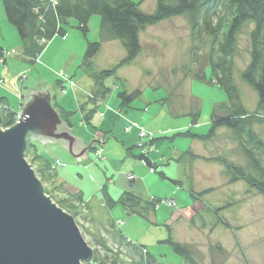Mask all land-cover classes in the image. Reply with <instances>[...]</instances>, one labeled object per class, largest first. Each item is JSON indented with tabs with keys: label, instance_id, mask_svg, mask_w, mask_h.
Instances as JSON below:
<instances>
[{
	"label": "rangeland",
	"instance_id": "obj_1",
	"mask_svg": "<svg viewBox=\"0 0 264 264\" xmlns=\"http://www.w3.org/2000/svg\"><path fill=\"white\" fill-rule=\"evenodd\" d=\"M131 1L136 3L142 0ZM155 6L156 0H143L140 9L143 13L150 14L154 11ZM0 8L4 14L1 3ZM3 16L6 18L5 14ZM92 18H97L100 22L98 16ZM91 21L94 25V19H91ZM70 22L75 21L71 20ZM69 26L71 27V24ZM70 27L66 28L67 35L65 37H57L56 41L52 40V49L47 53L45 59H41V54L46 48L40 55L35 56L31 60V65L28 66L26 71L17 73L12 77L10 83L11 89H13L12 93L18 102V108L20 106L22 109L24 103L22 101L25 100L23 84L29 79L30 70L34 68L31 75L37 78L44 73L45 77L55 80L52 83V94L58 99L65 98V101L68 102L66 103L68 107H73L69 99L70 94H73V96L75 93L81 94L84 103L80 104V102H76L78 104V112L75 113L78 119L80 115L81 125L86 126L88 123H86L84 117L91 109L99 105L101 98L96 95L94 84L84 74L81 65L88 43H94L99 40V23L96 24V30L90 28V24L88 23L89 31L86 37ZM252 28V22H245L238 31L236 35L235 56L233 58V80L239 90L242 104L249 111L254 110L257 96L241 80L240 73L249 62V33ZM147 30L150 31L140 34V43L143 45L142 40L144 39L143 46L145 51L142 49L141 53L130 65L120 67L113 76L103 79V87L109 89L108 93L123 89L128 93H131L133 90L141 91L142 94L139 99L132 103L134 106H143L147 102L152 103V99H163L166 95L172 93V97L168 102L158 101L150 104L151 109L160 108L163 110V118L152 121L150 123L151 127L159 126L162 121L168 123L167 127L184 124L183 119L189 121L188 117H179L173 121L165 120L167 116L165 113L169 110L180 113L181 115L186 113L187 94L190 97L188 102L190 111L199 112L200 114L197 125L199 121L200 123L208 121L210 119L213 102L220 103L226 101V97L219 87L210 83L211 71L209 68L205 71L206 82L204 83L195 82L184 75L185 72L182 68L183 65H189L190 63V48L192 45L187 18L178 17L167 22L164 21L156 26L147 28ZM68 34L70 35L66 38ZM147 34L149 35L146 36ZM4 35L6 36L7 32H4ZM50 42L44 41L43 44L47 47ZM202 42V44L201 42H196V46L198 47L196 58L200 63V67L203 68L206 67L205 56L208 44L205 38ZM124 57L125 51L119 42H104L101 45L99 53L93 59V67L97 73L110 70ZM20 58L24 61L22 55ZM1 63L3 64L4 60H0V69L2 66ZM42 65L48 67V70L46 69L45 71V69L40 68ZM61 77L69 80L64 83ZM4 78L7 80L6 76ZM4 78L0 77L3 84L6 82ZM75 78H81L83 81L81 85H84L86 89L79 86ZM69 83L73 85L71 86ZM68 89H71V91L67 93L66 91ZM61 90L64 91L62 92ZM53 102L55 103V99L51 98L50 106L52 108ZM86 105L87 107L85 108ZM105 106L106 103H104ZM56 107H58L57 104ZM53 110L56 112L54 108ZM70 113L73 114L74 111H70ZM160 113L162 112L158 114ZM77 121L76 117L73 118L75 128L78 125ZM189 122L191 123V120ZM15 124L13 122L11 127ZM131 127L136 128L137 138L144 142L138 146L140 152L139 157L143 158L139 160L140 164L147 169L149 174H153L160 183L158 186L155 185L152 187V192H154L157 198L154 200L156 202L160 201L155 204L153 210L143 211V217L145 219L137 215L127 214L120 205L110 209L102 206L104 204L102 195L96 191L95 184L91 182L93 179L92 176H89L88 167L86 169L84 168L88 164L91 167L93 164L91 161L93 159V162L95 161L97 164L94 163L96 167H92L91 171L98 170V174H102L103 171L106 182H108V177H113L103 167V162L105 161L103 155L100 158L96 155L99 143L93 141L91 148L87 150V159L78 163L81 168L77 167L76 162L74 163L75 165H67L59 156L54 158L58 159L57 162L54 159L51 160V162L55 161L56 163H60L58 174L64 177L67 186H71L75 190H82L84 199L90 200L89 202H84L85 206L82 204V206L74 210V217L70 215L75 220V224L82 238L93 252L92 260L88 264H97L94 261L95 254L99 258L106 256L102 248L99 247L102 241H105L113 251L118 249V245L112 242L116 238L111 233L116 234L117 232L111 229L109 226L111 223L114 224V227L119 230L122 236L123 234L126 235L127 238L123 236L122 239L128 242V238H130L131 242L146 247L148 255L161 264H183V259L173 252L170 245L164 243L169 235L174 242L187 247L192 255L193 264H264V197L256 192H248L247 185L242 181L231 185L227 184V172L225 169L222 170V165L219 166L217 164L196 163L200 172L192 176L190 179L191 183L185 184L186 180L183 179V182L180 181L174 185L172 183L173 180H170L168 176L165 179H161L158 173L155 174V170H152L154 165L153 168H148L145 165L146 161H150L148 157L151 153L148 139L146 138L147 136H141L140 132L142 129L139 127L138 129L137 126H132V124L127 127L129 129L125 127L124 132L128 133ZM10 128L0 126L1 131ZM67 128L69 129V127ZM224 130L229 131L225 128ZM87 131L93 132L94 130L90 127ZM254 131L260 139L264 140V125H256ZM83 139L84 141L88 140L84 136ZM95 139L97 141L100 140V138ZM226 142L229 141L226 140ZM220 144L222 149H226L224 143L221 142ZM108 146H111V143L104 146L105 150H107ZM38 148L42 147L38 146ZM226 152L223 150L224 156H227ZM209 153L213 155L212 153L216 152ZM24 159H26L37 178L40 176L41 169L46 170L35 148H29L26 156L24 153ZM199 160H202V158L199 157ZM233 160L235 161L234 163L238 164L240 161L239 155L234 156ZM136 162L139 164L138 161ZM169 164L174 163L169 161ZM172 168H174L173 165H171L170 169L172 170ZM50 169H53V167L50 166ZM184 169V167L181 169L183 175L185 174ZM166 170L168 171V169ZM77 173L81 176L77 177ZM127 176L126 174L125 179L129 182ZM42 185L48 194L46 196L50 195V199L57 205L61 199L59 194L53 190L55 185H51L49 182H44ZM194 188L198 191L196 193L197 196L191 197L190 190ZM209 189L212 190L211 193L204 196L199 195ZM173 190H177L178 197L186 198L188 202L184 204L181 202V199L175 202L173 195L169 196L173 199L166 198L165 195ZM220 208H223V210L217 213L216 210ZM113 209L122 212L123 220L111 221L112 216L110 211ZM218 216L224 220L226 225L218 221ZM120 251L121 259L123 261L126 260V250L120 248ZM141 252L144 258L148 256L146 255L147 252Z\"/></svg>",
	"mask_w": 264,
	"mask_h": 264
},
{
	"label": "trees",
	"instance_id": "obj_2",
	"mask_svg": "<svg viewBox=\"0 0 264 264\" xmlns=\"http://www.w3.org/2000/svg\"><path fill=\"white\" fill-rule=\"evenodd\" d=\"M142 2L143 0L136 3L131 0H57V4L53 7L49 1L0 0L8 24L17 33L22 57L28 66L31 65V60L40 55L46 47L41 43V40L48 42L55 37H65L66 28L69 27L71 20L75 21L74 29L86 37L90 18L92 16L100 18L99 40L88 43L81 68L94 84L95 93L100 96V101L103 104L106 103L105 97L109 94V89L103 87L102 80L113 76L120 67L130 65L141 53L140 34L147 28L164 21L178 17L187 18L192 45L190 63L183 65L182 68L185 72L184 75L195 82L204 83L206 82L205 71L209 68L211 71L210 83L220 88L226 101L213 106L210 125L204 135L192 134L187 130L155 138L156 135L150 133L148 145L156 140L171 141L175 138L209 141L215 137L218 129L225 128L233 134L246 160V165L242 167L222 157L203 160L222 165L228 175L227 184L231 185L242 181L247 185L248 192H256L264 197V142L254 131L256 125H264V0H156L155 9L150 14L141 11ZM245 22H252L253 28L249 33V62L240 73V78L257 96L252 112H248L242 104L239 90L233 80L236 35ZM204 38L207 40L208 46L205 56L206 67L202 68L196 58L198 51L196 42L202 44ZM110 41L119 42L125 51V57L112 69L97 73L93 67V59L99 53L102 43ZM2 56L3 49L0 47V59ZM141 94L139 90L128 93L123 89L116 93L115 98L121 108H128L135 100L139 99ZM95 103L97 102L95 101ZM97 107H103V105H97L89 111L85 116L86 123L89 124ZM53 108L62 122L69 126V121L74 113L59 109L54 102ZM0 109L1 126L10 128L18 109L12 111L3 98H0ZM199 117V112L190 113L191 125H197ZM104 141V138L98 140V143L101 142L99 145L103 152ZM29 148L35 147L28 145L25 156ZM185 156L189 157L192 162L199 159L189 152L183 153L182 157ZM39 157L46 169L40 170L39 181L41 184L44 182L54 184L56 174L54 170L50 169L51 158ZM138 159L142 160L143 158L138 157ZM34 161L36 162V160ZM145 164L148 168H153V165L148 161ZM152 170L154 171L155 168ZM158 175L165 178L162 173H158ZM53 190L59 194L61 199L57 203L58 207L74 217V210L84 204L82 196L80 194L71 195L65 192L62 187H54ZM211 192L212 190L209 189L199 195L204 196ZM46 195H48L47 192ZM190 196L195 197L197 194L190 190ZM49 197L51 196L49 195ZM159 201L157 202L159 203ZM104 202V206L107 208L113 205L112 201L104 200ZM157 202L154 199L143 201L132 192L127 191L122 194L118 204L127 214L144 218L143 211L153 210ZM221 210L223 208L216 211L219 213ZM217 218L220 223L226 225L220 216ZM109 226L117 232L111 234L116 238L112 242L118 245V249L113 251L105 241H102L99 247L102 248L106 256L99 258L95 254L94 261L97 264H161L148 255L147 250L146 255L148 256L144 258L141 252L145 250L143 246L132 244L130 240L126 242L113 223ZM164 243L170 245L173 252L183 259V264H193L192 255L185 245L174 242L170 235ZM120 248L126 250V260L124 261L121 259Z\"/></svg>",
	"mask_w": 264,
	"mask_h": 264
},
{
	"label": "crops",
	"instance_id": "obj_3",
	"mask_svg": "<svg viewBox=\"0 0 264 264\" xmlns=\"http://www.w3.org/2000/svg\"><path fill=\"white\" fill-rule=\"evenodd\" d=\"M40 1H48V0H40ZM1 18H0V47L3 49V53H6L8 56L4 60V63L1 65L0 69V77L6 76L7 80L4 83V86L0 89V98H3L8 105V107L14 111L18 109V102L16 98L13 95V89H11V83L10 79L14 77L17 73L24 72L28 69L27 63L22 61L20 56L22 55L21 51V44L19 41V38L14 30L12 28L6 18H4V14L0 8ZM94 17V16H92ZM94 19V25L92 24L93 20L89 21L90 28L93 30H96V24L99 23V20L97 18ZM167 22V21H166ZM71 24L72 29L75 26V22H69ZM70 27V26H69ZM70 27V28H71ZM150 30H145L142 33H146ZM4 32H7V35H4ZM150 34V33H149ZM147 34L146 36H148ZM67 35V34H66ZM70 34L66 38L69 37ZM64 38V39H66ZM146 38V37H145ZM63 39V40H64ZM52 40L56 41L57 37L53 38ZM52 40L48 44L46 50L41 54V59H45L47 53L52 49ZM111 42V41H110ZM142 44L144 45V39L142 40ZM142 46V49L145 51L144 46ZM151 57V56H150ZM40 59V60H41ZM148 59V56H147ZM1 60V59H0ZM45 62V61H44ZM46 65V64H45ZM5 68V69H2ZM42 69L48 70V67H45L44 65L40 66ZM34 69V68H33ZM32 69V70H33ZM31 70V72H32ZM31 72L29 73V79L23 84V94L24 96H27L29 92H38L41 90H46V87H50L48 90L51 92V98L55 99V103L58 105L60 109H63L67 112L74 111V113L78 112V104L76 102H80V104L84 103V100H82L81 94L75 93L70 94L69 99L72 104V108L68 107L65 101V98H57L52 94L53 92V85L55 80H51L47 77H45L44 73L40 75L38 78L34 75H31ZM49 74V73H48ZM69 75V74H68ZM51 77V75L49 74ZM73 76V75H71ZM85 77V76H84ZM76 82L81 86L82 88L86 87L84 85H81L83 82L81 78L76 79ZM50 81V82H49ZM86 85V84H85ZM119 91V90H118ZM117 91V92H118ZM117 92H110L105 97L106 106L104 107H97L95 112L93 113V116L91 117L89 124L86 126L81 125V118L79 115V119L76 116L75 113L72 119L69 121V132L72 136L77 137L81 140L82 146L84 148L88 147L89 142L92 139L100 138L102 139L104 137V145H103V157L105 161L103 162V167L107 172H110L111 175H113L112 178L108 177V182H106L105 174L102 171V174H98V170L91 171L92 167H96L92 159V166L89 167V164L87 166H84V168L89 170V176H92L93 184H95L96 191L101 193L103 200L112 201L113 205L110 208H115L116 206H119L118 202L120 197L123 193L130 191L138 198L143 199V201H148L150 199H157L154 192H152V187L155 185H159L157 178L153 176V174H149L147 169L143 167L139 159L140 152L138 150V146L140 144H143L144 142L140 141L137 138V130L136 128L131 127L130 131L128 133L124 132V128L128 127L132 124V126H137L148 133L155 134V138H158L160 136H170L172 134H175L177 132H183V131H189L192 134L196 135H204L209 127V120L203 123H200L198 125H191V123L186 119H183L182 121L184 124L177 125L175 127H167L168 123L161 122L159 126H150V123L154 120H157L159 118H163V110L160 108L151 109L150 104L156 103V102H168L169 99L172 97V93H169L166 95L163 99H152V103H148L143 106H134L130 105L128 108H121L119 105V102L115 98V95ZM187 104H186V113L180 114L177 112H174L172 110H169L167 113H165L167 116L165 117V120L173 121L174 119H177L179 117H188L189 114L192 113L190 111L188 102H189V94L186 95ZM225 102V101H223ZM220 102V103H223ZM213 102V106L220 103ZM211 106V105H209ZM87 105L85 106V108ZM210 108V107H209ZM213 108V107H212ZM248 112V109H246ZM159 112H162L158 114ZM78 120L77 128L73 125V118ZM64 123V122H63ZM76 123V124H77ZM65 124V123H64ZM90 127L94 130L93 132L87 131L90 129ZM84 137H87L88 140L84 141ZM221 136V138H219ZM107 137V138H106ZM154 138V139H155ZM108 142H107V141ZM228 140L229 142H226ZM264 141V140H263ZM147 142V141H146ZM224 143L226 146V149L221 148L220 143ZM111 143V146H108L107 150H105V145ZM198 143V144H197ZM146 144V143H145ZM38 146L42 148H38ZM35 149L39 156L43 157H54L59 156L63 162H65L67 165H76L79 167L78 163H81L82 161L86 159L80 158V162H77V160L63 147L58 145H52V144H35ZM149 149L151 151L149 155V163L154 165L155 168V174L156 173H162L165 178L168 176L170 180H173V182H183L185 181V184L191 183L190 179L194 174L199 173L198 165L196 163L203 162L205 164H217L221 166L218 163H211L204 161L203 159H214L217 157H222L227 159L228 161L234 163L233 160L234 156L239 155L240 161L238 164L239 166H245L246 162L243 158V155L241 153V150L239 148L238 143L234 139V136L231 132L225 131L224 128L218 129L216 132V135L213 139L209 141H203V140H197V139H191V138H175L171 141L166 140H156L154 143L149 145ZM223 150L227 151L226 155H223ZM191 153L193 156H198L202 158V160H196L194 162L190 161L189 157L185 156L182 157L183 153ZM209 152H216L212 153L213 155H210ZM88 157V156H86ZM91 157V156H90ZM89 157V158H90ZM182 157V159H181ZM138 161L139 164L136 162ZM169 161H171L174 164H169ZM90 162V163H91ZM97 164V163H96ZM171 165L174 166V168H171ZM76 167V168H77ZM99 167V166H98ZM97 167V168H98ZM167 167V168H166ZM185 168V174H182L181 169ZM222 167V170H224V167ZM168 169V171L166 170ZM168 172V173H167ZM56 177L54 180L55 187H62L65 192L69 194H80L82 196L83 201L86 203L90 200H85L82 190H75L71 186H67L66 181L64 180V177L58 174V170L55 171ZM126 174H131L136 177V181L129 183L126 181L125 176ZM77 177H80V174H76ZM161 178V179H165ZM184 179V180H183ZM174 184V183H173ZM175 185V184H174ZM184 186V185H183ZM187 188V186H186ZM188 190V189H187ZM193 193H197L198 191L194 188L191 190ZM177 190L171 191L169 194H166L165 197H169L170 195H173L175 202H178V200H182L184 204L188 202V200L182 197H178ZM104 202V201H103ZM106 202V201H105ZM104 202V204H105ZM104 204L102 206H104ZM177 204V203H176ZM107 208V206H104ZM122 208V206H120ZM176 209V208H175ZM176 213V212H174ZM201 213V212H199ZM110 214L112 216L111 221L113 220H123V214L121 211L113 209L110 211ZM123 236L126 237L125 234ZM127 238V237H126ZM130 241L131 239L128 238ZM139 245V244H137ZM142 246V245H139ZM148 252V251H147Z\"/></svg>",
	"mask_w": 264,
	"mask_h": 264
},
{
	"label": "water",
	"instance_id": "obj_4",
	"mask_svg": "<svg viewBox=\"0 0 264 264\" xmlns=\"http://www.w3.org/2000/svg\"><path fill=\"white\" fill-rule=\"evenodd\" d=\"M50 87L29 92L20 119L0 129V264H88L93 252L73 217L59 208L24 159L31 142L63 147L76 160L87 148L50 106ZM1 126V112H0ZM100 143V142H99Z\"/></svg>",
	"mask_w": 264,
	"mask_h": 264
},
{
	"label": "built area",
	"instance_id": "obj_5",
	"mask_svg": "<svg viewBox=\"0 0 264 264\" xmlns=\"http://www.w3.org/2000/svg\"><path fill=\"white\" fill-rule=\"evenodd\" d=\"M54 1V2H53ZM53 1H49L50 2V4L52 5V6H55L56 4H57V0H53ZM44 41L45 40H41V43L43 44L44 43ZM61 79H63V82L65 83L66 81H68L69 79H65V78H63V77H61ZM2 84H3V81H2V79H0V89L2 88ZM71 86L73 85L72 83H69ZM65 85H68V84H65ZM69 86V85H68ZM62 92L64 91V90H61ZM66 91V90H65ZM99 105H103L104 106V104L102 103V102H99ZM20 112H21V107L19 106V108H18V110L15 112V116H14V122L15 123H17V121L20 119ZM127 128V127H126ZM138 128V127H137ZM127 129H129V128H127ZM139 129V128H138ZM143 131V130H142ZM140 132V135L141 136H147L146 138L147 139H149L150 138V133H148V132ZM100 146V145H99ZM102 153H103V150H102V148L101 147H98L97 148V152H96V155H97V157L98 158H100V156L102 157ZM56 158V157H55ZM56 162H57V160L58 159H54ZM55 161H52L51 162V166L53 167V169L52 170H55L56 168H59L60 167V163H56ZM146 165V164H145ZM63 166V165H62ZM147 166V165H146ZM152 171V170H151ZM128 176H127V178H128V181L129 182H134V181H136V177L135 176H133V175H131V174H127ZM170 205V204H169Z\"/></svg>",
	"mask_w": 264,
	"mask_h": 264
},
{
	"label": "bare ground",
	"instance_id": "obj_6",
	"mask_svg": "<svg viewBox=\"0 0 264 264\" xmlns=\"http://www.w3.org/2000/svg\"><path fill=\"white\" fill-rule=\"evenodd\" d=\"M7 54L6 53H3V56H2V60H5L6 58H7ZM30 72H31V70H30ZM3 86H4V84H3ZM71 91V89H68L66 92L68 93V92H70ZM49 93H50V97H51V92L49 91ZM22 102H24V100L22 101ZM21 102V103H22ZM0 112H1V109H0ZM85 118V117H84ZM8 130V129H7ZM35 144H43V143H41V142H31V143H29L28 145H30V146H35ZM99 147H101V146H99ZM51 158V160H53L54 159V157H50ZM26 160V159H25ZM27 162V161H26ZM59 168H56L54 171H57ZM129 183H132V182H129ZM132 244H134L133 242H132ZM144 247V246H143ZM144 252H146V247H144Z\"/></svg>",
	"mask_w": 264,
	"mask_h": 264
}]
</instances>
